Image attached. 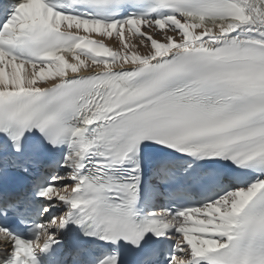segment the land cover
<instances>
[{
    "label": "snow or ice",
    "instance_id": "obj_1",
    "mask_svg": "<svg viewBox=\"0 0 264 264\" xmlns=\"http://www.w3.org/2000/svg\"><path fill=\"white\" fill-rule=\"evenodd\" d=\"M0 264H264V0H0Z\"/></svg>",
    "mask_w": 264,
    "mask_h": 264
},
{
    "label": "bare ground",
    "instance_id": "obj_2",
    "mask_svg": "<svg viewBox=\"0 0 264 264\" xmlns=\"http://www.w3.org/2000/svg\"><path fill=\"white\" fill-rule=\"evenodd\" d=\"M105 42L108 43L110 46H115L112 41H105Z\"/></svg>",
    "mask_w": 264,
    "mask_h": 264
}]
</instances>
